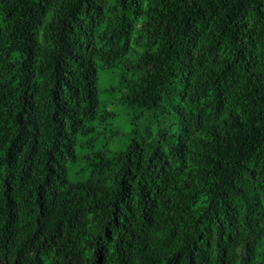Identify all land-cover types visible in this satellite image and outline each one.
Returning a JSON list of instances; mask_svg holds the SVG:
<instances>
[{
  "label": "trees",
  "instance_id": "1",
  "mask_svg": "<svg viewBox=\"0 0 264 264\" xmlns=\"http://www.w3.org/2000/svg\"><path fill=\"white\" fill-rule=\"evenodd\" d=\"M117 67L121 105L165 127L72 179ZM263 245L264 0H0V264H264Z\"/></svg>",
  "mask_w": 264,
  "mask_h": 264
},
{
  "label": "rangeland",
  "instance_id": "2",
  "mask_svg": "<svg viewBox=\"0 0 264 264\" xmlns=\"http://www.w3.org/2000/svg\"><path fill=\"white\" fill-rule=\"evenodd\" d=\"M137 50L141 48L134 44ZM133 73L125 71L122 67L112 70H101L99 87L101 89L102 105L114 113V117L97 124V131L89 137H81L78 145V161L71 166L72 179L83 178L88 170H83L87 157L94 156L96 150L118 151L124 149L132 137L139 140L145 138L152 140L156 137L159 125L165 127L164 117L160 110L144 112L135 117L134 113L121 105L120 90L125 88V80L132 77ZM176 126L173 127L175 129ZM92 138L91 142H88ZM260 260H264V245L259 250Z\"/></svg>",
  "mask_w": 264,
  "mask_h": 264
}]
</instances>
